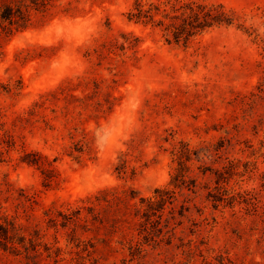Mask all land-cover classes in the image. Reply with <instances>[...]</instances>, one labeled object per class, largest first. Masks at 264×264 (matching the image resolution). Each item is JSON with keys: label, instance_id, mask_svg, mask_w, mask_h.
<instances>
[{"label": "rangeland", "instance_id": "obj_1", "mask_svg": "<svg viewBox=\"0 0 264 264\" xmlns=\"http://www.w3.org/2000/svg\"><path fill=\"white\" fill-rule=\"evenodd\" d=\"M134 1L0 0V264H264V0H198L234 22L186 45ZM158 188L145 231L92 215Z\"/></svg>", "mask_w": 264, "mask_h": 264}, {"label": "trees", "instance_id": "obj_2", "mask_svg": "<svg viewBox=\"0 0 264 264\" xmlns=\"http://www.w3.org/2000/svg\"><path fill=\"white\" fill-rule=\"evenodd\" d=\"M157 16L159 18L155 19ZM25 14L21 7L13 5L0 6V21L9 25L15 21H26ZM129 20L136 22L155 23V26L162 28L167 42L176 44H188L194 37L205 32L212 27L230 26L234 22L233 16L226 12L221 4L204 3L198 0H186L180 3L178 0H167L164 4L153 2H144L143 0H135L133 7L127 12ZM186 153V152H185ZM32 156L27 160L32 164H40V158L36 154H28ZM189 157V153H187ZM189 160V159H187ZM126 161L116 169L124 172L126 169ZM176 181L184 182L185 174L182 166L178 168ZM48 181L52 178L48 177ZM171 191L166 188L156 189L151 197H141L139 206L132 204L134 199L133 192H118L116 189H105L100 192L96 200L103 203L99 209L91 207L94 219H108L114 224L120 225L126 222L127 218L132 215L144 220L143 231L147 229V225L160 223L165 204L170 202L172 196Z\"/></svg>", "mask_w": 264, "mask_h": 264}]
</instances>
